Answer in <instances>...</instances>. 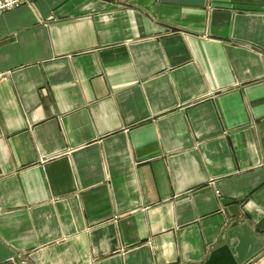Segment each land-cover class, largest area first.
I'll return each instance as SVG.
<instances>
[{"label":"crops","instance_id":"crops-1","mask_svg":"<svg viewBox=\"0 0 264 264\" xmlns=\"http://www.w3.org/2000/svg\"><path fill=\"white\" fill-rule=\"evenodd\" d=\"M0 75V264H264V0H33Z\"/></svg>","mask_w":264,"mask_h":264},{"label":"built area","instance_id":"built-area-1","mask_svg":"<svg viewBox=\"0 0 264 264\" xmlns=\"http://www.w3.org/2000/svg\"><path fill=\"white\" fill-rule=\"evenodd\" d=\"M31 2H33V0H0V13Z\"/></svg>","mask_w":264,"mask_h":264}]
</instances>
